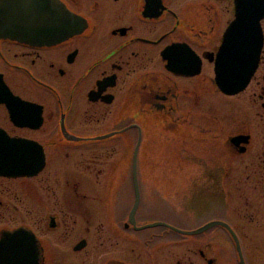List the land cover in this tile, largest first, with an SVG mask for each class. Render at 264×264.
<instances>
[{"label": "flooded vegetation", "instance_id": "flooded-vegetation-1", "mask_svg": "<svg viewBox=\"0 0 264 264\" xmlns=\"http://www.w3.org/2000/svg\"><path fill=\"white\" fill-rule=\"evenodd\" d=\"M57 1L59 42L0 17V237L27 229L37 264H264V18L226 94L235 0Z\"/></svg>", "mask_w": 264, "mask_h": 264}, {"label": "water", "instance_id": "water-1", "mask_svg": "<svg viewBox=\"0 0 264 264\" xmlns=\"http://www.w3.org/2000/svg\"><path fill=\"white\" fill-rule=\"evenodd\" d=\"M0 10L4 11H0V17L10 21L8 29L3 28L5 35L24 33L41 44L59 42L64 33H75L79 24L57 0H0ZM262 18L264 0H235L234 19L224 32L214 62L215 82L222 92H239L252 76L261 46L259 22ZM16 27L22 28L16 31ZM133 170L136 190L132 214L140 200L135 160ZM37 260V240L27 229L20 227L1 234L0 264H37Z\"/></svg>", "mask_w": 264, "mask_h": 264}, {"label": "rangeland", "instance_id": "rangeland-1", "mask_svg": "<svg viewBox=\"0 0 264 264\" xmlns=\"http://www.w3.org/2000/svg\"><path fill=\"white\" fill-rule=\"evenodd\" d=\"M165 167V166H164ZM147 168V167H146ZM149 168V167H148ZM163 169V168H162ZM167 169V168H165ZM171 169V167H170ZM161 197H163L161 200L163 201H169V202H175L179 200H182L183 197L182 195H180L179 197H177L174 193H172L171 191L167 192V191H162V193H160ZM144 202H157V201H161L158 199V195L157 194H143L142 197Z\"/></svg>", "mask_w": 264, "mask_h": 264}]
</instances>
